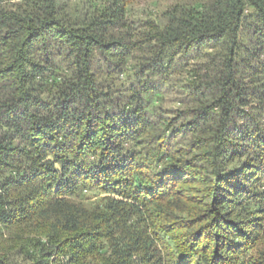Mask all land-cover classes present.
<instances>
[{
	"label": "trees",
	"instance_id": "1",
	"mask_svg": "<svg viewBox=\"0 0 264 264\" xmlns=\"http://www.w3.org/2000/svg\"><path fill=\"white\" fill-rule=\"evenodd\" d=\"M0 264H264V0H0Z\"/></svg>",
	"mask_w": 264,
	"mask_h": 264
},
{
	"label": "rangeland",
	"instance_id": "2",
	"mask_svg": "<svg viewBox=\"0 0 264 264\" xmlns=\"http://www.w3.org/2000/svg\"><path fill=\"white\" fill-rule=\"evenodd\" d=\"M11 2H14V0H11ZM8 241H6V238L5 237H3L2 239H1V245L2 246H4V245H8V243H7ZM10 244V243H9Z\"/></svg>",
	"mask_w": 264,
	"mask_h": 264
}]
</instances>
